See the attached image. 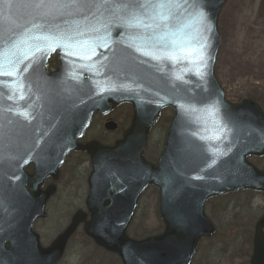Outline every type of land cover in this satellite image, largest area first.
I'll return each instance as SVG.
<instances>
[{
  "label": "rangeland",
  "instance_id": "374dc122",
  "mask_svg": "<svg viewBox=\"0 0 264 264\" xmlns=\"http://www.w3.org/2000/svg\"><path fill=\"white\" fill-rule=\"evenodd\" d=\"M262 3V0H230L224 10L231 19L230 30L226 33L224 29V39L220 47L221 54L219 55L217 65L221 84L232 102L242 101L248 97L250 92L254 95L255 93L261 94L260 89H254L255 85L252 79L257 78V85L259 82L264 84V15L259 12ZM224 11L222 16L224 15ZM164 132L163 124L156 130L152 137L150 142L151 150L156 151L160 145H162L165 135ZM152 144L154 146H152ZM106 145L113 146L114 142H107ZM157 152H160V148ZM150 157L157 158V155L151 152ZM147 160L149 161V159ZM68 166L71 168V171H73L75 177L80 175L83 178L85 174V169L83 167L78 165ZM79 168H81L80 172L78 171ZM68 178L69 177L66 175L64 180L62 179V182L59 184V193L61 187L64 188ZM245 196L247 198L249 197L248 195ZM234 199L236 200L237 197H234ZM70 203L71 201L68 200V195L64 193L60 201L59 210H66L60 213L65 214ZM155 205V194L150 192L142 201L141 209L132 231L138 226L140 214L145 216V221L139 224L140 227H148L150 230L159 229L158 226L160 223L158 218H156L157 215L154 214ZM64 214H59L55 217L56 222L59 224L60 231L68 224L71 215L67 217L68 214ZM222 223L225 224L224 222ZM230 231L236 232V236H242V229L238 226L234 228L230 227ZM152 233L153 231L144 233L143 235ZM223 233H225L224 229L222 235ZM218 239H222L221 236H219ZM84 245L79 237L73 245L71 244L61 264H97L98 257H94V247L91 244V246H89V244ZM103 261L110 263L112 259L104 257L103 254Z\"/></svg>",
  "mask_w": 264,
  "mask_h": 264
},
{
  "label": "water",
  "instance_id": "95a60500",
  "mask_svg": "<svg viewBox=\"0 0 264 264\" xmlns=\"http://www.w3.org/2000/svg\"><path fill=\"white\" fill-rule=\"evenodd\" d=\"M135 136L134 131L123 145L133 144ZM141 142L142 148L143 140ZM123 153L138 158L140 167L144 166L141 157L132 150L128 149ZM260 189L264 190V182H262ZM92 191L88 200L89 209L92 212V222L87 225L86 231L98 245L119 254L124 264H189L197 242L202 236V230L199 229L197 221L193 222L190 216L185 218L182 225L177 224L166 209L163 195L161 216L168 226L165 234L159 238L136 243L127 239L126 228L132 219L140 193L137 191H134V194L130 192L121 193L105 199L101 204H96ZM40 213L34 214L32 218L39 216ZM78 223L79 220L75 219L73 227L53 245V259L49 261V264H56L59 260L68 236ZM262 225L263 222L260 226ZM30 251L32 254L27 257L28 260L32 264H42L43 256L47 255V251L41 252L37 245L30 247Z\"/></svg>",
  "mask_w": 264,
  "mask_h": 264
},
{
  "label": "snow or ice",
  "instance_id": "6c2138e0",
  "mask_svg": "<svg viewBox=\"0 0 264 264\" xmlns=\"http://www.w3.org/2000/svg\"><path fill=\"white\" fill-rule=\"evenodd\" d=\"M103 3H108V0H101ZM79 3V0H37L36 7L41 9L47 8H56V9H65L76 7ZM180 3L183 5L184 12L189 15H199L207 18L209 14L207 12V8L205 7L209 0H111L110 4H108L109 9H115L117 7L123 10V17L125 26L129 28H139L143 23L144 18L148 16V9H163L166 7H170L171 5ZM86 6L91 7V4H87ZM183 15V13H181ZM59 17L51 16L48 19H45L44 22L39 25L41 29L47 28L46 32L37 33L32 39L43 40L46 44L38 45L36 51H41L44 46H50L52 43H55L56 46L61 47L62 50L66 51L67 55H75L74 51V42L72 37L69 36L66 30L61 26L60 23H57ZM87 19V17H84ZM173 19V14L169 13L167 17V21ZM167 21L163 22L164 32H167L170 28V25ZM65 24L68 23L67 20L64 21ZM55 29V31H53ZM178 30L172 29V34L174 35ZM163 39L164 37L161 36ZM64 40V43H58V41ZM15 44V41L8 42V46L11 47ZM55 50V48H53ZM163 51V48L159 49ZM182 51H186L187 49H181ZM4 54L5 49L3 46H0V76H13V72L11 69L6 70L4 65ZM83 58V57H81ZM171 58H174L172 56ZM17 75H19V70H17ZM0 83H15V77H13L12 81L4 82L0 81ZM19 98H23L22 94H20ZM232 127H235V124H232ZM0 264H3V261L0 260Z\"/></svg>",
  "mask_w": 264,
  "mask_h": 264
},
{
  "label": "bare ground",
  "instance_id": "6f19581e",
  "mask_svg": "<svg viewBox=\"0 0 264 264\" xmlns=\"http://www.w3.org/2000/svg\"><path fill=\"white\" fill-rule=\"evenodd\" d=\"M227 25V22L224 23V26ZM84 194V188L81 182H78L77 184H73L70 188V201L71 203L69 204V208L67 209V212L64 213H60V212H64V210H56L55 212H52L51 215L52 217H54V223L52 225L49 224H44V231H45V235L48 236L51 233L55 232L58 228H59V224L56 222L55 217H57L59 214H64L67 215L69 214L72 210H74L80 203L82 200ZM259 198L258 197H254L250 200V202H256ZM240 212H245L247 216L249 217H254L259 213V209L257 208H252L249 206V202H247L246 204H241L240 208L237 211H234L233 213V217L234 219H236L238 217V213ZM234 244L235 246H239V241L234 238Z\"/></svg>",
  "mask_w": 264,
  "mask_h": 264
},
{
  "label": "flooded vegetation",
  "instance_id": "af4514ba",
  "mask_svg": "<svg viewBox=\"0 0 264 264\" xmlns=\"http://www.w3.org/2000/svg\"><path fill=\"white\" fill-rule=\"evenodd\" d=\"M213 263L220 264V263H218V262H213Z\"/></svg>",
  "mask_w": 264,
  "mask_h": 264
}]
</instances>
